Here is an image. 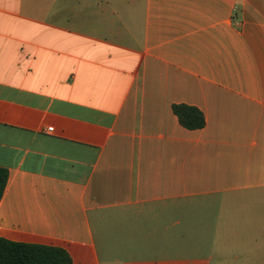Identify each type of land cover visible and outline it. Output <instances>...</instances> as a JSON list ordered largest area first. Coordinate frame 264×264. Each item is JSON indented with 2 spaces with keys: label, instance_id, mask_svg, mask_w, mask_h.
<instances>
[{
  "label": "crops",
  "instance_id": "obj_1",
  "mask_svg": "<svg viewBox=\"0 0 264 264\" xmlns=\"http://www.w3.org/2000/svg\"><path fill=\"white\" fill-rule=\"evenodd\" d=\"M0 168L72 264H264V0H0Z\"/></svg>",
  "mask_w": 264,
  "mask_h": 264
},
{
  "label": "trees",
  "instance_id": "obj_2",
  "mask_svg": "<svg viewBox=\"0 0 264 264\" xmlns=\"http://www.w3.org/2000/svg\"><path fill=\"white\" fill-rule=\"evenodd\" d=\"M173 112L179 123L188 130L205 127L203 112L196 107L175 104ZM8 180V172L0 168V200ZM0 264H72L70 255L61 248L12 242L0 237Z\"/></svg>",
  "mask_w": 264,
  "mask_h": 264
},
{
  "label": "built area",
  "instance_id": "obj_3",
  "mask_svg": "<svg viewBox=\"0 0 264 264\" xmlns=\"http://www.w3.org/2000/svg\"><path fill=\"white\" fill-rule=\"evenodd\" d=\"M49 130L52 131V128H50Z\"/></svg>",
  "mask_w": 264,
  "mask_h": 264
}]
</instances>
